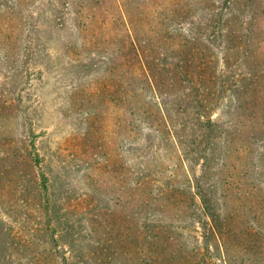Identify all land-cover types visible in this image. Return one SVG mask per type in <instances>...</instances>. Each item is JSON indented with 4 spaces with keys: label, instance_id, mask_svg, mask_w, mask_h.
Segmentation results:
<instances>
[{
    "label": "rangeland",
    "instance_id": "obj_1",
    "mask_svg": "<svg viewBox=\"0 0 264 264\" xmlns=\"http://www.w3.org/2000/svg\"><path fill=\"white\" fill-rule=\"evenodd\" d=\"M0 264H264V0H0Z\"/></svg>",
    "mask_w": 264,
    "mask_h": 264
},
{
    "label": "trees",
    "instance_id": "obj_2",
    "mask_svg": "<svg viewBox=\"0 0 264 264\" xmlns=\"http://www.w3.org/2000/svg\"><path fill=\"white\" fill-rule=\"evenodd\" d=\"M211 121H212V120H209V123H208V124H210V123H211ZM212 122H213V121H212ZM210 126H212V125H210ZM212 217H213V219H214V216H212Z\"/></svg>",
    "mask_w": 264,
    "mask_h": 264
}]
</instances>
